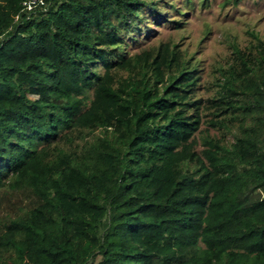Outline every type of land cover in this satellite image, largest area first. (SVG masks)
<instances>
[{
	"label": "trees",
	"instance_id": "16d2710c",
	"mask_svg": "<svg viewBox=\"0 0 264 264\" xmlns=\"http://www.w3.org/2000/svg\"><path fill=\"white\" fill-rule=\"evenodd\" d=\"M30 1L0 0V264H264V42L203 97L145 43L213 0Z\"/></svg>",
	"mask_w": 264,
	"mask_h": 264
},
{
	"label": "rangeland",
	"instance_id": "374dc122",
	"mask_svg": "<svg viewBox=\"0 0 264 264\" xmlns=\"http://www.w3.org/2000/svg\"><path fill=\"white\" fill-rule=\"evenodd\" d=\"M177 4L179 0H175ZM224 0H213L212 7L205 11L200 8L190 12L184 18L183 29H173L154 25L156 33L145 43V46L159 45L160 42L180 44L188 57H194L202 68L201 76L203 89L200 93L207 97L206 89L218 76V70L230 61L233 47L256 45L258 40L264 42V0H244L233 8H222ZM140 47L131 51L138 52ZM206 124L201 125V129ZM212 132H215L212 129Z\"/></svg>",
	"mask_w": 264,
	"mask_h": 264
},
{
	"label": "built area",
	"instance_id": "2783aa9c",
	"mask_svg": "<svg viewBox=\"0 0 264 264\" xmlns=\"http://www.w3.org/2000/svg\"><path fill=\"white\" fill-rule=\"evenodd\" d=\"M40 0H31L30 2L26 3V6L28 7L29 10H31L34 6L35 3H37Z\"/></svg>",
	"mask_w": 264,
	"mask_h": 264
}]
</instances>
